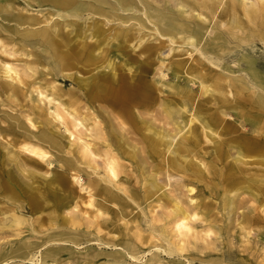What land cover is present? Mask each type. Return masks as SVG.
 Returning <instances> with one entry per match:
<instances>
[{"label": "rangeland", "instance_id": "obj_1", "mask_svg": "<svg viewBox=\"0 0 264 264\" xmlns=\"http://www.w3.org/2000/svg\"><path fill=\"white\" fill-rule=\"evenodd\" d=\"M106 1L108 4L94 0L77 3L104 7L110 20L105 15H92L90 9L81 16L70 15L76 5L64 9L45 0H0V264H264V205L259 221L248 224L251 234L245 236L239 226L240 214L236 212L230 218L231 207H223V197L232 189L206 168L208 164L216 170L225 167V159L218 164L212 158L221 147L220 136L232 134L223 133L222 129L239 124L237 112H245L242 120L255 119V112L248 110V95L225 79L241 76L251 83L252 67L264 74V41L257 34L264 31V17L258 13L251 20L244 9L245 2L256 0H222L217 4L212 24L219 21L218 28L230 40L231 47L219 59L213 56L216 64L184 44L180 37L173 43L140 25L137 18L144 17L143 11L124 12L118 9L116 0ZM147 1L157 8H164L165 2L174 10L179 7L178 1L173 0ZM190 1L192 8L197 9L196 0ZM184 4L185 12H194ZM147 25L153 27L149 22ZM230 29L236 32L235 36L226 34ZM47 31L55 41L57 53L43 41L41 33ZM58 54L64 57L63 67L58 65ZM111 58L117 62L116 76L104 69ZM170 63L181 65L179 77L168 72ZM164 73L169 74L166 83L182 88L185 97L195 96L186 105L185 113V117L195 116V120L184 131L190 127L187 136L191 138L195 133L200 140L193 161L202 174L197 166L189 171L170 172L167 152V171L159 164L162 167L156 175L162 189L150 191L144 175L149 171L140 172L134 166L132 171H124L125 178L116 179L101 161L96 163L85 156L84 141L78 137L87 138L92 133L83 125L75 129L71 112L75 106L80 113L92 108L91 112H97L115 141L117 133L111 126L119 129L121 121L114 118L113 112L121 110L109 102L93 100V96L103 95L104 84L116 86L122 79L126 85H135L139 77H146L157 95L173 99L177 93L158 81ZM91 75H98L94 89L78 81ZM191 75L201 76L213 85V91L203 95L200 79L190 81ZM218 103L234 120H223L225 117L214 107ZM55 110L62 118L57 117ZM204 121L215 132L209 136L212 141L206 138ZM154 124L175 133L172 124ZM129 126L130 123L123 127ZM95 127H91L93 131ZM47 132L54 134L55 144L45 139ZM128 137H124L126 143L137 138L132 134ZM179 139L181 133L174 144ZM31 147L48 154L42 158L32 153ZM224 148L230 151V158L236 156L232 155L236 149L229 139ZM67 159L75 166L70 168ZM75 174L80 176V182L73 178ZM45 178L57 180L47 185ZM181 182L185 187L179 185ZM92 183L97 185L96 190L82 188ZM260 184L254 183L258 192H262ZM188 185L193 186V192L187 190ZM108 192L120 198L111 200ZM166 196H177L188 211L195 205L206 207L208 220L193 222L195 229L182 236L176 228L177 217L167 207L171 202ZM242 198L248 203H237L239 212H248L251 204L256 205L249 194L239 197ZM15 217L23 223L12 225Z\"/></svg>", "mask_w": 264, "mask_h": 264}, {"label": "bare ground", "instance_id": "obj_2", "mask_svg": "<svg viewBox=\"0 0 264 264\" xmlns=\"http://www.w3.org/2000/svg\"><path fill=\"white\" fill-rule=\"evenodd\" d=\"M45 1L60 6L64 9L76 5L75 11L71 12L70 15L81 16L84 10L90 9L92 15H105V17L110 20L105 12L104 7L102 6L97 5L93 7L85 5V3L78 4L77 0ZM94 1L99 4H108L106 0ZM173 1H178L179 4V7L175 10L172 9V7L167 2H165L164 8L153 7L150 3H148L147 0H116V4L118 5V9L124 12L130 10L143 11L145 18L143 16L137 18L140 25L153 30L155 35L167 37L168 40L173 43L177 42V38L180 37L184 44L193 46L195 50L200 52L201 55H203L205 59H208L210 63L216 64L217 61L214 60L213 56H216L217 59H219L223 56L225 51L231 47L230 40H228L224 33L218 28L220 26L219 21L212 24L213 17L215 16V8L217 7V4L222 2V0H196L194 3L197 9L192 8L194 7V4L190 0ZM245 1L247 0H243V2ZM184 3H186L187 6H190L194 12H185ZM1 9L2 7L0 6V11ZM244 9L247 16L251 20H254L258 13H262L264 17V0L252 1L250 4L245 2ZM173 10L175 11V14L172 12ZM179 11H181V13H179ZM61 16L67 17L69 14H62ZM262 21L264 22V20ZM147 22L153 24V27H149ZM232 29H230L226 34L235 36L236 32L232 33ZM94 33L100 34L99 30H95ZM41 34H43L42 37L44 43L50 45V47H53L54 52L57 53V50L54 47L55 41L53 40V37L49 35V32H42ZM257 34L260 36L261 40L264 41V31L259 30L257 31ZM120 35L122 36L121 32ZM113 43L117 47H120L119 42L114 41ZM56 58L60 67H63L66 64L64 57H62L60 54H58ZM116 64L117 62H115V59L111 58L104 69H108V71L112 73L113 76H116ZM95 69H97V67ZM129 69L131 70L130 67ZM11 70L12 69H6V72L10 73ZM180 70L181 65L179 63H170L168 66V72H171L178 77ZM103 71L104 70L102 69L101 72ZM13 72L19 76L16 71ZM168 75V73H164L163 76L158 79V81L162 84V86H166L169 91H174L177 93L173 99H171L169 96L157 95L154 87L148 83V79L146 77H139L135 85H126L124 84L125 81H122V79L116 86L113 85V83L107 84L106 86L104 84L103 95L93 96V100L99 99L109 102L114 105L115 108H119L121 110L120 113L113 112L114 118L118 119L119 122L121 121L119 129L117 127L111 126V129H115L117 133L115 141L111 139V131L109 133V131L103 126L104 123L99 120L100 116L97 114V112H91L92 108L88 110L87 113H80L75 106L74 110L71 112L75 129H78L81 125H83L87 128V131L92 133L90 134V137L87 136V138H83L81 136L78 137V139L84 141L82 146L85 156L91 157L93 162L96 163L101 161L105 170H107V172H109V174L116 179L119 177L125 178V174H123L124 171L127 169H131L130 171H132L134 166H136L140 172L149 171L148 174L145 172L144 175H147L145 185L150 191L154 189H162V186H160L156 180V175L157 171H159L162 167H160L159 164L163 165L164 169L167 171V165L165 164L164 158L167 152H170V158L168 157V170L170 172L189 171L194 166H197V168L200 169V167H198L199 165L193 161L196 152H198L200 140L195 133H192L191 138L187 136L189 133L187 131L190 130V127L187 131H184L186 126L195 120V116H193L192 119L185 117V113L187 111L186 105L188 103L190 104L195 96L191 94L185 97V95H183L182 88L176 85H171L170 83H166L165 78ZM263 75L264 74H262L258 68L252 67L249 72L251 83L244 81L243 77L241 76H228L227 79H225L230 86H237L243 95L245 93L248 95L246 100L249 101L250 105L252 106H250L248 110L251 112L253 110L255 112V119L249 120L246 117L242 120L241 118L245 112L238 111L237 118L238 120L240 119L238 123L240 124L241 128L239 124L233 123V125H230L227 127V129L226 126L222 129L223 133L230 132L232 134L226 138L220 136L221 147H218L216 154L212 158V161L218 164L222 162V159H225V167L216 170L215 168L213 169V166L209 164L208 167L206 166V168L211 172H215L217 177L220 179L222 178L221 181L229 185V189H232L231 192L226 193L223 197V207L224 209L231 207L228 210V215L230 218L236 214V212L240 214L239 219L241 220L239 222V226L243 230L245 236L251 234L248 224L250 222L259 221V213L261 211L260 208H262L264 205ZM12 78L15 79V77ZM97 78L98 75H91L86 78H78V81L84 87L94 89L98 84L96 81ZM189 80L193 82H197L199 80V85L203 95L209 94L214 89L213 85L207 84V82H205L199 75H191ZM217 80L221 81L219 77ZM258 93L259 95H257ZM255 95H257V97H255ZM214 107L225 117L223 120H234V117L230 116L224 109L226 108L224 105L218 103L217 106ZM55 113L57 114L58 118H62L59 112L56 111ZM109 121H112V116L110 115ZM154 121H163L166 124H172L175 133L171 134L163 126L156 127ZM219 121L221 120H218L217 123ZM128 123H130L131 126L123 127ZM92 126H96V130L93 131L91 128ZM248 126L250 127L247 128ZM203 127L206 132V138L209 141H212L211 137L209 136L215 134V132L212 130L209 122L204 121ZM130 133L132 135H136L137 138L132 137V141L126 143L124 141V137L129 138L128 136L131 135ZM180 133L181 139H179L174 144L175 138ZM53 135L47 132L44 134V137L47 141L55 144L56 138ZM184 138H187L188 141L184 140ZM228 139L229 142L232 141L233 148L236 149L232 154H235L236 156L232 158H230V151L224 148V144L227 143ZM134 140H136V142ZM29 149L32 153L41 156L42 158H45L48 154L39 147H31ZM74 154L78 157V152L75 148ZM162 156V162L160 163L159 158ZM65 161L70 168L75 166L73 161L69 159ZM214 162L210 164H214ZM201 163L205 165V162L201 161ZM256 163L261 164L259 166H254ZM89 166L94 168L92 165ZM73 171L77 173L76 168H73ZM198 173L202 174V170L200 169ZM73 178L80 182V176L78 174L73 175ZM56 180V178H45L47 185L55 184ZM255 182L261 183L260 190L262 192L256 191L257 188H254ZM179 185L181 187H185L184 182H181ZM86 187L82 185L83 189H87L89 192H92L93 190H96L97 185L92 183ZM187 190L189 192H193V186L190 187V185H188ZM243 194H249V196L254 198V201L256 202V205L251 204L249 206L248 212H239V206L237 208V203H240L241 205H246L248 203L247 199H239V197ZM93 195L95 196V193ZM108 195L110 196L111 200L120 198L110 192H108ZM169 202H171V205L167 207L171 208L172 214L177 217L176 228L182 236H187L195 229L193 222L199 220H208V215L206 214L208 209L206 207L204 208L199 205H195L192 211H188L182 206V201L180 202L177 196H171V199L169 198ZM98 211L99 213H102V210ZM23 221L24 220L15 217L12 225H19L23 223Z\"/></svg>", "mask_w": 264, "mask_h": 264}]
</instances>
